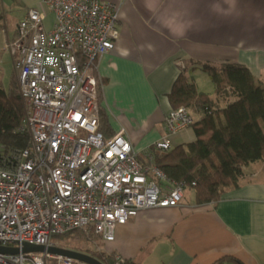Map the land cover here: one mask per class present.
Masks as SVG:
<instances>
[{
  "label": "built area",
  "instance_id": "obj_1",
  "mask_svg": "<svg viewBox=\"0 0 264 264\" xmlns=\"http://www.w3.org/2000/svg\"><path fill=\"white\" fill-rule=\"evenodd\" d=\"M53 14L29 10L9 45L24 105L20 132L30 146L18 153L0 147V264H86L40 253L23 244L56 247L53 238L91 232L104 243L142 210L176 208L195 187L174 182L154 154L138 160L124 131H100L96 61L114 49L118 8L101 0H39ZM194 123L183 107L164 120L153 151L172 148L171 137ZM116 259L114 264H122Z\"/></svg>",
  "mask_w": 264,
  "mask_h": 264
},
{
  "label": "crops",
  "instance_id": "obj_2",
  "mask_svg": "<svg viewBox=\"0 0 264 264\" xmlns=\"http://www.w3.org/2000/svg\"><path fill=\"white\" fill-rule=\"evenodd\" d=\"M101 1L118 8V37L95 64L100 107L110 137L123 130L142 164L165 133V117L173 110L168 95L182 71L211 98L214 86L206 83L203 64L240 65L256 82L264 80V0ZM31 9L47 20L39 0H0V86L6 91L15 78L8 46ZM194 140L189 127L171 144ZM104 244L106 254L134 264H214L222 258L264 264V162L243 167L239 186L219 202L198 205L187 190L179 207L142 210Z\"/></svg>",
  "mask_w": 264,
  "mask_h": 264
},
{
  "label": "trees",
  "instance_id": "obj_3",
  "mask_svg": "<svg viewBox=\"0 0 264 264\" xmlns=\"http://www.w3.org/2000/svg\"><path fill=\"white\" fill-rule=\"evenodd\" d=\"M202 70L214 86V98L199 93L185 70L177 77L168 95L173 110L183 107L199 116L191 126L195 140L172 147L164 154L150 152L154 154L158 169L169 180L188 186L195 183L191 190L198 205L219 202L227 190L239 186L243 167L264 162V80L256 82L240 65L217 68L203 64ZM95 79L101 102V82ZM220 101L225 103L223 108L219 106ZM99 117L100 131L109 138L106 115L101 107ZM23 118L24 105L15 85L12 84L8 91L0 86V147L7 153H18L30 146L28 135L18 130ZM81 233L58 236L53 241H63ZM94 257L103 264L115 262L112 255ZM225 261L242 264L233 258H222L214 264Z\"/></svg>",
  "mask_w": 264,
  "mask_h": 264
},
{
  "label": "rangeland",
  "instance_id": "obj_4",
  "mask_svg": "<svg viewBox=\"0 0 264 264\" xmlns=\"http://www.w3.org/2000/svg\"><path fill=\"white\" fill-rule=\"evenodd\" d=\"M52 21H53V14L51 12H48V17L47 20L45 21V26L49 27ZM207 82H208V86L211 87L212 86L211 81L207 79L206 83ZM13 84L15 85V88L18 91L16 72H15V78L13 79ZM191 115L194 118L193 114ZM53 243L58 248L69 249L72 251L90 255L92 257H94V255H99V254H104L106 256L108 255L105 253V248H104L106 244H104V242L99 237L95 236L91 232H82L80 235H72L68 239H65L63 241H53Z\"/></svg>",
  "mask_w": 264,
  "mask_h": 264
},
{
  "label": "water",
  "instance_id": "obj_5",
  "mask_svg": "<svg viewBox=\"0 0 264 264\" xmlns=\"http://www.w3.org/2000/svg\"><path fill=\"white\" fill-rule=\"evenodd\" d=\"M18 251H19L18 249L0 248V253H3V254H16L18 253ZM21 252L22 253H40V254H48V255H53V256H60V257L78 260L86 264H103L100 260L90 255L72 251L69 249L58 248V247H44V246L23 244Z\"/></svg>",
  "mask_w": 264,
  "mask_h": 264
}]
</instances>
